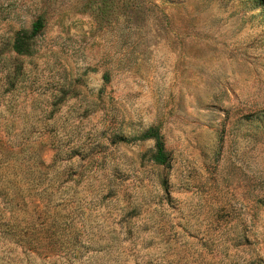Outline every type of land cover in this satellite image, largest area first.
<instances>
[{
  "label": "rangeland",
  "instance_id": "rangeland-1",
  "mask_svg": "<svg viewBox=\"0 0 264 264\" xmlns=\"http://www.w3.org/2000/svg\"><path fill=\"white\" fill-rule=\"evenodd\" d=\"M0 264H264V0H0Z\"/></svg>",
  "mask_w": 264,
  "mask_h": 264
},
{
  "label": "trees",
  "instance_id": "trees-1",
  "mask_svg": "<svg viewBox=\"0 0 264 264\" xmlns=\"http://www.w3.org/2000/svg\"><path fill=\"white\" fill-rule=\"evenodd\" d=\"M43 28V23L42 19L38 18L36 21L33 22L31 25V32L30 36H35L37 35ZM22 38L20 35H15L13 39V49L14 52L17 54H21L23 51L21 48L18 46L21 43ZM105 77V76H104ZM141 139L143 140H152L154 142V152L152 155V161L155 164L162 165L166 162L167 160V154L164 151V143L162 140V136L159 133V128L158 127H151L147 129L141 136Z\"/></svg>",
  "mask_w": 264,
  "mask_h": 264
}]
</instances>
